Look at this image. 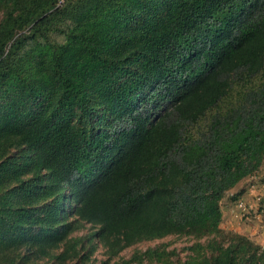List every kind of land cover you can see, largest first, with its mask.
I'll list each match as a JSON object with an SVG mask.
<instances>
[{
    "label": "trees",
    "instance_id": "16d2710c",
    "mask_svg": "<svg viewBox=\"0 0 264 264\" xmlns=\"http://www.w3.org/2000/svg\"><path fill=\"white\" fill-rule=\"evenodd\" d=\"M263 156L264 0H0V264L78 220L111 255L207 233L185 264H264L216 239Z\"/></svg>",
    "mask_w": 264,
    "mask_h": 264
},
{
    "label": "rangeland",
    "instance_id": "374dc122",
    "mask_svg": "<svg viewBox=\"0 0 264 264\" xmlns=\"http://www.w3.org/2000/svg\"><path fill=\"white\" fill-rule=\"evenodd\" d=\"M243 193L255 199L254 205L242 199ZM240 201L245 204L241 206ZM220 206L222 221L219 229L222 236L216 239L226 244L230 242V234L237 233L264 248V156L257 170L224 193ZM72 207L73 203H69L67 209L70 211ZM69 220L74 221V217ZM73 226L66 243L52 251L50 256L31 259L29 264H185L192 258L200 261L206 252L203 247L215 239V234L207 233L162 235L138 240L111 255L95 237L98 225L78 220ZM67 249L68 253L65 252ZM61 253L67 256L59 261L55 256Z\"/></svg>",
    "mask_w": 264,
    "mask_h": 264
},
{
    "label": "crops",
    "instance_id": "0c3cea01",
    "mask_svg": "<svg viewBox=\"0 0 264 264\" xmlns=\"http://www.w3.org/2000/svg\"><path fill=\"white\" fill-rule=\"evenodd\" d=\"M256 191V190H255ZM242 197V199H245V201H247L248 203H253V205H254V203H255V199H253V198H248V197H250L249 195H247V193H243V195L241 196ZM250 199V200H249ZM240 204H241V206L242 205H244L245 204V202H243V201H240ZM238 208V207H237Z\"/></svg>",
    "mask_w": 264,
    "mask_h": 264
}]
</instances>
